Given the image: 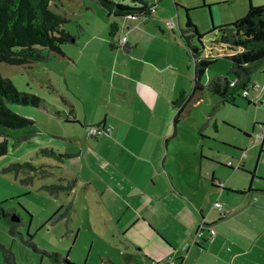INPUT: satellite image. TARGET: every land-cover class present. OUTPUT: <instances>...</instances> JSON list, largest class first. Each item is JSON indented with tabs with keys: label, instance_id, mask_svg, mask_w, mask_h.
Listing matches in <instances>:
<instances>
[{
	"label": "crops",
	"instance_id": "crops-1",
	"mask_svg": "<svg viewBox=\"0 0 264 264\" xmlns=\"http://www.w3.org/2000/svg\"><path fill=\"white\" fill-rule=\"evenodd\" d=\"M247 9L240 7L235 17L243 16ZM156 10L155 7L153 23L161 30L151 27L148 20L125 17L118 40L127 35L130 49L120 45L112 49V61L94 48L100 37L96 28L83 42L64 47L65 55L58 57L55 65L58 83L50 80L52 88L72 107L66 119H78L86 124L83 103L87 97L96 94L98 99L92 101L96 116L91 125L109 128L95 137L79 125L82 131L68 132L67 137L64 136L69 139L71 148L68 150L65 142L61 146L75 153L71 159L54 164L62 168L60 176L76 177L78 185L83 180L86 166L92 173L80 194L77 185L64 193L66 201L74 195L76 209L73 215L81 207L93 211L97 204L105 205L109 218L119 224L126 245L131 248L132 256L124 258L125 264H152L153 261L155 264H264V186L252 184L254 177L264 180V161H261L264 136L259 137L256 133L262 141L258 161L252 167L245 161V156L239 154L241 158L238 157V166L243 167L237 168L251 175L249 185L248 179H239L236 173H231L236 167L230 168L227 163L217 162L225 169L210 175L211 168L202 161V158H208L203 150L199 162L186 168L188 184L172 175L170 167L166 166L172 160L167 134L178 86L173 81L174 74L169 71L172 65L168 61L160 63L159 51L153 43L162 37L171 41L176 35L169 31L174 29V22L169 27L162 18L155 17ZM220 48L231 53L227 45L221 44ZM87 52H91V61L102 58L104 63H110L109 68H100L97 64L104 74L98 87L93 83L89 69L78 67L79 59ZM108 69L114 71L113 78L106 72ZM252 79L259 83L257 89H251L250 99L255 105L256 98L253 97L264 96V64ZM88 136L94 139L90 140ZM41 145L43 142L22 144L20 151L32 153ZM9 161V157L0 159V169ZM229 161L235 166V161ZM64 171L70 176H65ZM202 222L212 225L216 234L211 240L195 241V233ZM204 236H208V230Z\"/></svg>",
	"mask_w": 264,
	"mask_h": 264
},
{
	"label": "rangeland",
	"instance_id": "rangeland-1",
	"mask_svg": "<svg viewBox=\"0 0 264 264\" xmlns=\"http://www.w3.org/2000/svg\"><path fill=\"white\" fill-rule=\"evenodd\" d=\"M149 1L156 3V18H162L163 23L166 21L169 27H171V22L175 24L174 29L169 30L173 35L175 33V38L170 41L168 38L162 37L153 43V47L159 51L160 63L165 64L168 61V64L172 65L169 71L175 75L176 79L173 75V81L178 86V90L173 97L175 99L179 96L181 90H185L187 95L192 92L195 73L193 59L189 55L188 46L180 30L181 27H184L186 21L185 7H190L189 16L197 25L199 31L206 32V35L202 37V43L199 42L197 36L193 38V42L197 43L202 49L204 48L205 53L209 54L210 51L214 55H219L218 60L210 64L204 72L203 82H208L216 74L227 75L230 73V60L225 57L227 51L220 48L223 43L215 40L218 31H208L214 25L234 21L236 11L242 6L249 8L250 2L264 4V0ZM209 4H211L210 8ZM50 7L68 18L64 27L76 35L75 41L63 44V48L76 46V44L83 42L91 30L96 28L100 33V37L94 44V48H97L99 54L107 56L112 61L113 48L109 45L111 40L109 30L111 22L116 20L114 15H109L107 10L95 0H54ZM117 19L121 24L125 18ZM138 19H141V17ZM146 20L150 22L151 27L161 30L159 26L157 27L153 23L155 22L154 18ZM90 54L91 52H87L86 56L79 59L78 67H87L91 73L93 83L98 87L102 83L101 79L104 78V74L102 69L97 68V64L100 65V68H109L110 63H104L102 58L98 59L97 62L91 61ZM58 57L60 58L59 55H56L48 61H37L30 65L0 62L2 74L10 77L19 90L35 93L43 99L42 105L39 107L11 104L15 111L21 114H24L23 112L30 114V116L24 115L34 119V124L23 128L7 129L10 145L8 152L0 156V159L9 157L11 161H23L32 158L37 163L44 160L59 165V159L56 157L36 156V151L24 153L20 151V146L22 144L32 145L43 142V145H41L43 147L52 146L62 152H68L61 146L65 142L66 148L68 150L71 148L69 139L66 140L64 136L67 137L68 132L76 134L75 131H82L79 124L66 121V116L72 107L62 100L60 93L51 85L50 78L58 83V75L55 74ZM219 71L223 73H215ZM106 72L111 73L113 78V70L108 69ZM250 95L251 89L248 95L249 99ZM97 96L95 94L87 97L83 103L82 113L84 116L86 115V124H93L91 120L95 118L96 114L92 101L98 99ZM253 98H256L255 105L252 102L249 104L240 92L236 96V104L224 103L211 115L213 105L219 97L204 87V89L195 92L187 102L179 115L176 127L173 123V116L178 108L171 105L172 113L169 115L170 131L167 134L170 137V142L167 145L171 149L172 160L166 164L170 167V173L177 175L181 182L188 184L189 176L187 177V174H189V171L186 168L193 162H199L203 150L204 155L208 158H202V161L206 167L211 168L210 175H213L214 171L220 172L225 169L218 164L219 162L225 164L231 159L235 161L236 167L231 173H236L239 179H241L240 177L248 179L249 185L251 175L238 169L237 166L239 154L242 155L243 151L246 153L245 161L249 166L252 167L258 161L262 138L256 137V133L264 129L262 124V120H264V96L263 98L262 96ZM54 105H57V107L55 108ZM83 129L85 130V128ZM174 130H176L175 133ZM24 134H31V137L21 141L15 140V137ZM88 137L90 138V136ZM92 139L94 138L91 137L90 140ZM84 148L86 149V147ZM68 153L74 154L75 152L69 151ZM241 155L239 158H241ZM261 161H264V158ZM77 167H80V164ZM61 170V167L54 166L50 174L37 176L32 183L26 185L20 183L19 179L15 178L14 173H2L0 169V202H3L5 207H13L15 209L14 214H17L22 221L17 227L20 234L12 235L9 220L1 217L0 242L12 248L17 264H65L56 262L43 252L34 250L31 246L25 244L21 236L27 239L29 233L33 234V239L38 248L58 251L62 255H68L69 259L76 264H112L108 260L110 258L116 264H125L124 255L125 253H131V248L127 247L124 233L119 231V224H115V221L109 218L108 211L103 203L100 206L97 204L93 211L86 206L85 209L81 207V210L72 216L68 224L65 220H59L55 223L49 221V218L58 209L59 203L66 204L72 198L75 199L72 195L70 200L66 201L64 193L68 191H62L58 196L39 189L42 184H68L72 178L61 177ZM63 173H65V176H70L67 171ZM190 174L192 173L190 172ZM21 176H24V174ZM166 177L168 179L167 172ZM88 178H92V173L86 166L83 171V180L79 183L80 179H78L79 184L76 190H79V194L84 190L85 180ZM238 178H235V180L238 181ZM252 184L253 186H264V180L254 177ZM79 202H81V198H79ZM122 226L124 227L123 224ZM0 262H3L1 250Z\"/></svg>",
	"mask_w": 264,
	"mask_h": 264
},
{
	"label": "trees",
	"instance_id": "trees-1",
	"mask_svg": "<svg viewBox=\"0 0 264 264\" xmlns=\"http://www.w3.org/2000/svg\"><path fill=\"white\" fill-rule=\"evenodd\" d=\"M54 0H0V62L16 65H30L37 61H48L56 55H65L62 45L74 42L76 35L64 27L68 18L53 10L50 4ZM103 6L109 15L116 17L110 24V47L116 48L123 46L126 50L130 49L129 44H119V30L121 28V17H137L141 19L153 18L155 3L148 0H95ZM207 5V4H205ZM211 5V4H209ZM208 5V6H209ZM178 6V5H177ZM190 7H185L186 21L181 27V35L188 46V52L192 57L195 67L193 77L192 92L187 95L185 90H181L179 96L173 101L174 108H178L174 115V126L178 122L179 115L182 113L187 102L197 91L208 88L213 94L219 97L213 105L211 115L214 114L224 103H235L236 96L244 89L250 91L255 89L252 86L254 74L259 71L264 64V4H253L250 2L249 8L243 16L234 21L214 25L208 32L218 31L216 41L227 45L231 53L225 55L230 60V76L216 74L214 77L203 82V75L210 64L218 60L219 55H214L209 51L205 53L193 38L197 36L202 43V37L206 32H200L197 25L189 16ZM211 50V49H210ZM235 80V84H231ZM244 96V95H243ZM249 103L254 100L244 96ZM43 99L32 92L19 90L12 79L4 76L0 71V156L5 155L9 149V134L7 129L23 128L34 124V119L15 111L11 104L36 106L42 105ZM87 128L89 125L78 119H66ZM208 123V121H207ZM206 123V125H207ZM205 125V124H204ZM205 125V126H206ZM176 130H174V133ZM31 134H24L15 137L16 141L29 139ZM36 156H53L64 161L74 156L73 153L62 152L52 146H41L35 152ZM230 168L235 166L227 163ZM54 164L48 162H34L32 158L23 161H10L1 167L2 173H14L15 178L22 184H30L37 176L50 174ZM239 165L238 168H242ZM24 174V176H21ZM77 185V178H72L68 184L50 183L42 184L39 189L47 191L51 195H59L62 191H70ZM244 192V191H240ZM76 209L75 200L72 198L67 204L59 205L55 213L49 218L51 223L65 220L68 224ZM15 209L5 207L0 202V218H6L10 222V233L20 234L17 227L22 223L21 219L13 220ZM17 215V214H16ZM18 216V215H17ZM205 225H210L204 222ZM22 241L31 246L34 250L41 251L56 262L65 264H76L71 261L68 255H62L58 251H48L38 248L33 234L29 233L27 239ZM0 250L3 255V262L0 264H17L12 248L0 242ZM131 253H125L124 257L129 259ZM110 260V259H108ZM112 264H115L112 261Z\"/></svg>",
	"mask_w": 264,
	"mask_h": 264
},
{
	"label": "built area",
	"instance_id": "built-area-1",
	"mask_svg": "<svg viewBox=\"0 0 264 264\" xmlns=\"http://www.w3.org/2000/svg\"><path fill=\"white\" fill-rule=\"evenodd\" d=\"M128 40L127 35H122L120 37V39L118 40L119 44L123 45L124 43H126ZM231 84H235V80H232ZM253 87L258 88L259 83L255 82L252 84ZM242 94L244 96L249 95V91L247 89H244ZM251 100H253L251 98ZM109 130V128L105 127L104 125H89L87 127V132L91 135V136H99L101 134H103L104 132H107ZM257 135L259 137H263L264 136V130L262 129L260 132L257 133ZM245 151H243L242 153V157L245 156ZM228 163H231V161H229ZM205 230H208V236H204V232ZM216 234V229L212 226V225H205L204 222H202L199 226L198 229L195 233V237L194 240L198 241L199 239H212L214 237V235ZM174 263V262H173ZM152 264H155V261L152 262Z\"/></svg>",
	"mask_w": 264,
	"mask_h": 264
},
{
	"label": "water",
	"instance_id": "water-1",
	"mask_svg": "<svg viewBox=\"0 0 264 264\" xmlns=\"http://www.w3.org/2000/svg\"><path fill=\"white\" fill-rule=\"evenodd\" d=\"M210 6H211V5H209V8H210ZM12 219H13V220H19L20 217L14 214V215L12 216Z\"/></svg>",
	"mask_w": 264,
	"mask_h": 264
},
{
	"label": "clouds",
	"instance_id": "clouds-1",
	"mask_svg": "<svg viewBox=\"0 0 264 264\" xmlns=\"http://www.w3.org/2000/svg\"><path fill=\"white\" fill-rule=\"evenodd\" d=\"M87 129V128H86Z\"/></svg>",
	"mask_w": 264,
	"mask_h": 264
}]
</instances>
